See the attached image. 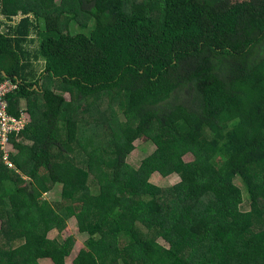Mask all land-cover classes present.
I'll list each match as a JSON object with an SVG mask.
<instances>
[{
    "label": "trees",
    "instance_id": "trees-1",
    "mask_svg": "<svg viewBox=\"0 0 264 264\" xmlns=\"http://www.w3.org/2000/svg\"><path fill=\"white\" fill-rule=\"evenodd\" d=\"M55 1L0 0V81L29 121L20 173L0 150V231L10 215L22 240H0V264H66L75 238L49 234L72 218L73 264H264V0ZM139 140L157 149L136 169Z\"/></svg>",
    "mask_w": 264,
    "mask_h": 264
},
{
    "label": "rangeland",
    "instance_id": "rangeland-1",
    "mask_svg": "<svg viewBox=\"0 0 264 264\" xmlns=\"http://www.w3.org/2000/svg\"><path fill=\"white\" fill-rule=\"evenodd\" d=\"M55 3L59 6L61 3L59 0H56ZM83 23H86V25L88 27L91 26V21H87V19H82ZM44 25V22L42 23ZM74 31L77 32H83L85 34H90V31L93 29V22H92V27L91 29H82L80 24H74L73 27ZM40 61L43 62V59H41ZM65 98L69 101L70 98V94L69 93H65ZM23 103V104H22ZM19 108H26V101L23 100L21 103H19ZM101 110L105 113V115L107 117H109V115H111V111L109 109V105L107 103V101H105L103 103V105L101 106ZM117 115L119 116L118 120L120 122H124L125 121V117L123 116V114H121V112H118ZM97 118L91 119L90 122L93 124L95 122ZM136 124V123H133ZM135 150L129 155L127 162L130 166H132L133 168H138L141 163H143V161L151 156L157 149V146L154 143H145L143 140H139L135 142ZM82 158V156L79 155V159ZM193 157L192 156H187V160H192ZM83 165V169H86L87 166L86 164L82 163ZM93 178V175L90 174L89 179ZM153 184L159 186L160 188L163 189H170L172 187H174L175 185H177L178 183L181 182V177L179 174H173L169 177H164L162 176L160 173H155L150 180ZM236 184L239 185V187L242 189L243 191V204L241 206L243 211H249L251 209L250 207V198L247 192V189L244 187L243 183L237 179L236 180ZM90 187H91V193L92 194H97L99 187H98V182L97 181H91L90 182ZM62 186L61 185H56L55 188L45 194V197L47 200L53 202V203H62L63 200V195H62ZM1 217V216H0ZM11 216H4V219L6 220L5 223L3 224V229L0 231L2 234L0 236V240H2V242H5L6 240H8L9 243H11L14 246L20 245L21 244V239L17 236L16 234V230L13 228V222L11 221ZM68 228L63 230L62 232H60L59 230H52L49 234V238L51 240H57L59 242H61L62 240H64L67 236H69L70 234L73 235V237L75 238V243L72 249V253L70 256H68L66 258V264H73V259L74 257L77 255L78 251L80 248L84 247L86 244V241L88 239V235L87 234H83L79 232V227L77 224V220L75 218L70 219L68 222ZM264 227L263 223H259L258 221H256L255 224V228L253 229L254 232H257L258 229H261ZM1 228V227H0ZM152 232H155V230H153ZM125 237V235H124ZM149 237L153 238L154 240H157L160 244H162L163 246H169V244L166 242V240L158 235H149ZM16 238V239H14ZM5 240V241H4ZM126 241V238H125ZM40 264H53L50 260H41Z\"/></svg>",
    "mask_w": 264,
    "mask_h": 264
},
{
    "label": "built area",
    "instance_id": "built-area-1",
    "mask_svg": "<svg viewBox=\"0 0 264 264\" xmlns=\"http://www.w3.org/2000/svg\"><path fill=\"white\" fill-rule=\"evenodd\" d=\"M18 88V84L12 80L0 81V150L3 163L11 170L20 173L12 158L17 150L14 147L12 137H18L28 125L26 108H20L19 116L10 111L8 97Z\"/></svg>",
    "mask_w": 264,
    "mask_h": 264
},
{
    "label": "crops",
    "instance_id": "crops-1",
    "mask_svg": "<svg viewBox=\"0 0 264 264\" xmlns=\"http://www.w3.org/2000/svg\"><path fill=\"white\" fill-rule=\"evenodd\" d=\"M24 99H22L21 101H20V103L23 101ZM23 104V103H22ZM17 150V149H16ZM17 152H18V150H17Z\"/></svg>",
    "mask_w": 264,
    "mask_h": 264
}]
</instances>
